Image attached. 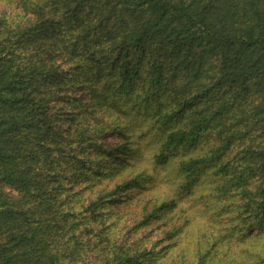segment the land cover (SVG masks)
<instances>
[{"label": "trees", "instance_id": "trees-1", "mask_svg": "<svg viewBox=\"0 0 264 264\" xmlns=\"http://www.w3.org/2000/svg\"><path fill=\"white\" fill-rule=\"evenodd\" d=\"M0 5V264H264V0ZM131 115L160 133L156 163L182 153L186 193L216 177L228 227L200 225L190 244L182 206L150 246L109 235L139 187L136 175L106 189L131 165ZM110 129L124 141L92 136ZM148 202L134 227L176 205Z\"/></svg>", "mask_w": 264, "mask_h": 264}, {"label": "rangeland", "instance_id": "rangeland-1", "mask_svg": "<svg viewBox=\"0 0 264 264\" xmlns=\"http://www.w3.org/2000/svg\"><path fill=\"white\" fill-rule=\"evenodd\" d=\"M0 10H4L1 5ZM76 93H78V91H76ZM75 95L76 94L74 93L70 94L71 97ZM85 96L81 95L80 100H83ZM133 116L134 115H131L130 117L122 116L120 119L123 122L121 124V129L124 130L125 127H127L124 133L127 148L121 154L123 158L121 161L123 163V161L127 160L131 162V165H123V170H119L113 174V177H111L108 180L109 182H107L108 186L106 189H112L122 181L138 175V192L135 194L131 203L117 206L116 210L110 211L114 214V216L108 217L105 222L110 224L111 222H114V224L117 225L111 226L109 235L123 240H133L134 238L142 237L139 244L143 246H150L154 240H158L159 237L162 236L158 230L159 224L168 221V216L172 215L173 217H177V211L178 209L180 210V207L182 206L188 207L185 214L187 216L190 214L193 218L187 227L184 228L185 233H183L182 236L186 235L189 230H192V236H194L196 233L194 228H198L200 225H202V228L206 229L215 227L216 231L218 229H224L226 226L228 227L229 225L225 224L229 220L228 214L220 213V215H218V209L220 210L223 204L215 203L211 200L209 195L211 189H213L216 185L217 180L214 181L216 177H212L208 172H206L205 175L200 178L198 184L193 186V192L190 194L186 193L185 190H182L179 187L182 182V173L179 169L180 155H182V153H175V155L170 157L164 164L159 165L156 163L155 157L158 154V145L161 138L159 135L160 133L156 127H153L150 123L142 122L140 117L132 119ZM129 121L130 125L128 126L127 122ZM96 134H93L92 136L96 139H100L99 141H124L123 138L118 140L119 137L117 138V132L115 133V131L111 129L106 133H102L99 138L96 137ZM211 141H209V143H214V140ZM233 153L234 152H229L228 156H232ZM111 163V160H107V167H109ZM89 189H92V187L83 191L82 195L78 197V204H87L92 199L93 194ZM145 199L150 202H148L146 206L147 209L151 208L148 206L153 202L162 200L170 202L173 200L176 205L163 219L154 222L152 221L143 227H134V223L140 219L143 212L142 204ZM180 218L179 220L183 219ZM189 236L192 238L191 234ZM190 237L184 236L183 239L191 244ZM154 247H156V245H154ZM235 251L236 249L231 248L230 255H232ZM96 255L100 257L102 254L97 253Z\"/></svg>", "mask_w": 264, "mask_h": 264}]
</instances>
